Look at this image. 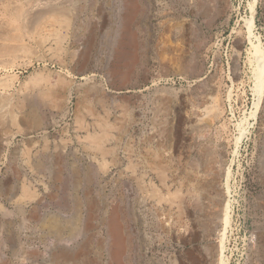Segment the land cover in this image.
<instances>
[{"label":"rangeland","instance_id":"1","mask_svg":"<svg viewBox=\"0 0 264 264\" xmlns=\"http://www.w3.org/2000/svg\"><path fill=\"white\" fill-rule=\"evenodd\" d=\"M251 3L0 0V264H264Z\"/></svg>","mask_w":264,"mask_h":264},{"label":"bare ground","instance_id":"2","mask_svg":"<svg viewBox=\"0 0 264 264\" xmlns=\"http://www.w3.org/2000/svg\"><path fill=\"white\" fill-rule=\"evenodd\" d=\"M2 1H5V0H2ZM16 1V0H15ZM194 1V0H193ZM200 1V0H199ZM202 1V0H201ZM9 2V0H8ZM259 0H253V3L249 4V11H250V16L249 18L243 22V27L245 28V31L247 33V39H249V42L251 40V44H252V47H251V54L250 56H252L253 58V61L255 62V66H256V80H257V83H256V87H257V94H258V102L255 104L256 107L258 108L260 106V102L262 100V95H263V92H264V49L262 48V46L260 44H258V42L256 43V40H257V36L255 34V28H256V23H255V19H256V11H257V4H258ZM5 3V2H4ZM7 3V2H6ZM26 3H28V1H26ZM12 4V3H10ZM34 4V3H33ZM200 4V3H199ZM27 6V4H26ZM198 6V5H197ZM5 6H0V8H3ZM8 7V6H7ZM6 7V8H7ZM9 8H12V7H9ZM8 8V9H9ZM197 8V7H196ZM5 9V8H3ZM21 9V8H20ZM6 10V9H5ZM4 10V11H5ZM7 11V10H6ZM9 11V10H8ZM23 11L22 10V14H23ZM208 11V10H207ZM17 12V11H15ZM7 13V12H6ZM13 13V12H12ZM207 13V12H206ZM17 15V14H16ZM205 15V14H204ZM21 16V15H20ZM24 16V15H23ZM64 17V16H63ZM14 18H15V15H14ZM14 29V28H13ZM244 31V33H245ZM10 36V35H9ZM253 39L255 41H253ZM4 49V48H3ZM250 50V49H249ZM251 58V57H250ZM251 58V59H252ZM250 59V60H251ZM186 61V60H185ZM252 61V60H251ZM187 63V62H186ZM185 63V64H186ZM252 64V63H251ZM190 65V64H189ZM69 78V77H68ZM64 95V94H63ZM62 97V96H61ZM64 97V96H63ZM1 113V112H0ZM5 116V115H4ZM3 116V117H4ZM1 117V116H0ZM7 117V116H6ZM24 118H27V117H24ZM21 119V118H20ZM2 120V118H0V121ZM17 120V119H16ZM25 120H28V119H25ZM5 121V120H4ZM22 121V120H20ZM31 121V119H30ZM27 123V122H25ZM3 127V126H2ZM26 130V129H25ZM94 137V136H93ZM92 137V138H93ZM95 138V137H94ZM93 138V139H94ZM97 139H99L100 141V138H98V136L96 137V141ZM95 141V140H94ZM97 144V143H96ZM100 144V143H99ZM98 144V149L101 150V147L100 145ZM97 148V147H96ZM226 177L228 178L229 177V171H226ZM178 197V196H177ZM218 220H220V222L222 223V226L221 228L219 229V227L217 228L216 230V236H218L219 240H220V243L218 244V257L216 259V264H228V259L226 258L225 256V251H226V246H225V240H226V233H227V230L231 224V219H230V216L228 215V210H227V206L224 205V208L222 209L221 213L219 214L218 216ZM60 229V227H58L57 225H54L50 228L51 232L53 233L55 231V233L58 232V230ZM67 254V253H65ZM64 254V257L66 258L67 256H65ZM63 256V255H62ZM63 258V257H61ZM69 258V257H68Z\"/></svg>","mask_w":264,"mask_h":264}]
</instances>
